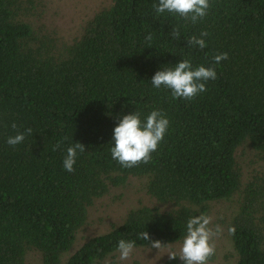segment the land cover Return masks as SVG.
<instances>
[{
    "label": "trees",
    "instance_id": "1",
    "mask_svg": "<svg viewBox=\"0 0 264 264\" xmlns=\"http://www.w3.org/2000/svg\"><path fill=\"white\" fill-rule=\"evenodd\" d=\"M157 2L111 0L68 41L42 21L46 0H0V264H27L32 250L44 264H62L95 199L132 177L155 204L131 209L64 264H117L120 239L150 247L136 238L141 231L182 242L187 220L211 216L214 204L225 208L228 264H264V0H210L196 24L158 15ZM204 31L207 47H188ZM182 59L217 72L193 100L151 83ZM153 110L170 121L164 141L148 164L123 168L111 156L118 118L139 111L145 120ZM28 128L23 143H7ZM75 142L86 151L68 172L63 160Z\"/></svg>",
    "mask_w": 264,
    "mask_h": 264
},
{
    "label": "clouds",
    "instance_id": "2",
    "mask_svg": "<svg viewBox=\"0 0 264 264\" xmlns=\"http://www.w3.org/2000/svg\"><path fill=\"white\" fill-rule=\"evenodd\" d=\"M210 0H158L153 4L155 12L160 14H171L196 24L203 20L211 9ZM174 39L180 38L178 27H173L170 32ZM207 31L201 32L200 36H191L187 39L188 47H207L204 37ZM146 39L150 42L152 35ZM228 59V53L217 54L213 57L214 64H220ZM217 79L215 67L198 66L193 67L191 59H182L172 68H163L155 73L151 83L156 89L161 87L171 91L172 99L183 98L193 100L200 93L205 92L206 82ZM170 121L160 110H153L145 120L141 119V113L136 111L132 114L122 115L118 118V124L114 128V146L111 148V156L123 168L138 167L140 164H148L152 160V154L156 152L164 141L169 130ZM17 128L16 124L12 125ZM32 133L28 128L25 132H18L14 137H9L7 143L16 146L23 143L27 135ZM62 143V142H61ZM61 143L54 146L53 150H59ZM86 146L81 142H75L67 147L63 166L66 171L74 172L78 154L84 153ZM213 217L208 214L191 217L186 223V234L182 241L179 253L172 249V243L165 244L160 240H152L147 231L136 234V238L148 241L150 249H158L156 257L162 251L170 260L179 258L183 264H210L216 255V239L223 234V228L219 224L213 225ZM228 231L234 234L235 227ZM136 239H120L117 245L119 260L127 261L132 258L136 250Z\"/></svg>",
    "mask_w": 264,
    "mask_h": 264
},
{
    "label": "rangeland",
    "instance_id": "3",
    "mask_svg": "<svg viewBox=\"0 0 264 264\" xmlns=\"http://www.w3.org/2000/svg\"><path fill=\"white\" fill-rule=\"evenodd\" d=\"M111 0H46V7L42 21L48 26H55L60 37L71 41L81 30L83 23L94 15L98 10L110 4ZM242 152V153H241ZM240 163L247 171L251 166L248 149L241 150ZM155 204V200L147 193L144 180L132 177L122 187L111 189L101 198L95 199L89 208L88 221L77 234L75 244L69 253L63 257L62 264L77 251L85 241L93 236L108 232L114 226L120 224L127 213L141 205ZM224 205L214 204L212 212L213 225L221 223L224 219ZM216 255L211 259L210 264H228V255L231 251L229 238L223 234L216 239ZM182 242L173 243L172 249L179 253ZM158 249L150 247H136L131 259L119 260L117 252V264H164L168 259L162 251L158 257ZM27 264H44L41 255L37 251H29L26 257Z\"/></svg>",
    "mask_w": 264,
    "mask_h": 264
}]
</instances>
